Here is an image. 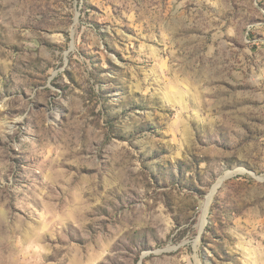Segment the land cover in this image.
<instances>
[{"label": "rangeland", "instance_id": "rangeland-1", "mask_svg": "<svg viewBox=\"0 0 264 264\" xmlns=\"http://www.w3.org/2000/svg\"><path fill=\"white\" fill-rule=\"evenodd\" d=\"M0 264H264V0H0Z\"/></svg>", "mask_w": 264, "mask_h": 264}, {"label": "bare ground", "instance_id": "bare-ground-1", "mask_svg": "<svg viewBox=\"0 0 264 264\" xmlns=\"http://www.w3.org/2000/svg\"><path fill=\"white\" fill-rule=\"evenodd\" d=\"M205 211H206V210H205ZM205 213H206V212H205ZM203 217H206V216L203 215ZM204 222H205V221H204ZM202 223H203V222H202Z\"/></svg>", "mask_w": 264, "mask_h": 264}]
</instances>
